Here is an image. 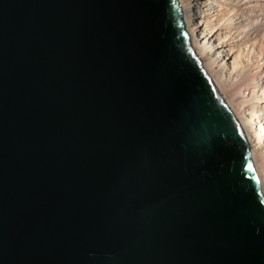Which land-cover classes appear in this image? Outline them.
Segmentation results:
<instances>
[{
    "label": "water",
    "instance_id": "95a60500",
    "mask_svg": "<svg viewBox=\"0 0 264 264\" xmlns=\"http://www.w3.org/2000/svg\"><path fill=\"white\" fill-rule=\"evenodd\" d=\"M180 0H0V264H264L248 133Z\"/></svg>",
    "mask_w": 264,
    "mask_h": 264
},
{
    "label": "bare ground",
    "instance_id": "6f19581e",
    "mask_svg": "<svg viewBox=\"0 0 264 264\" xmlns=\"http://www.w3.org/2000/svg\"><path fill=\"white\" fill-rule=\"evenodd\" d=\"M180 4L203 67L248 133L264 190V0H180ZM234 35L241 36L238 43L231 42ZM242 43H251L248 50L253 57L243 54Z\"/></svg>",
    "mask_w": 264,
    "mask_h": 264
},
{
    "label": "rangeland",
    "instance_id": "374dc122",
    "mask_svg": "<svg viewBox=\"0 0 264 264\" xmlns=\"http://www.w3.org/2000/svg\"><path fill=\"white\" fill-rule=\"evenodd\" d=\"M197 6H198V5H197ZM198 8H200V6H198ZM195 11H196V10H195ZM197 11L200 12L199 9H197ZM231 42H234V41L232 40ZM228 43H229L228 41L222 43L221 46H224V47H220V48H221V49H225V46L228 45ZM242 44H243V45H242V46H243L242 50H245V51H244L245 53H243V54H246V55L249 56V57H253L254 54H253V53L250 54V53H249V50H248L249 48H252L251 43H247V44L245 43L246 46H244V43H242ZM253 48L255 49V51L258 50V47H256V46L253 47ZM246 50H247V51H246ZM249 54H250V55H249ZM263 108H264V107H263ZM263 111H264V109H263ZM262 114H263V112H262Z\"/></svg>",
    "mask_w": 264,
    "mask_h": 264
},
{
    "label": "built area",
    "instance_id": "2783aa9c",
    "mask_svg": "<svg viewBox=\"0 0 264 264\" xmlns=\"http://www.w3.org/2000/svg\"><path fill=\"white\" fill-rule=\"evenodd\" d=\"M195 10H196V9H195ZM197 12H198V11H197ZM193 13H194V12H193ZM193 13H192V14H193ZM195 13H196V11H195ZM198 13H200V12H198ZM234 36H235V37H233V39H232L234 42H236V41H240V40H241V36H240V35H237V36L234 35ZM236 43H238V42H236Z\"/></svg>",
    "mask_w": 264,
    "mask_h": 264
}]
</instances>
